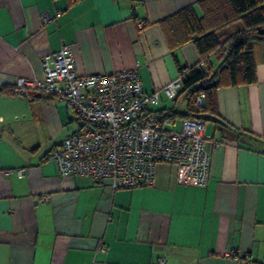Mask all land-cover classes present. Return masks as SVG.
Wrapping results in <instances>:
<instances>
[{"label": "crops", "instance_id": "crops-1", "mask_svg": "<svg viewBox=\"0 0 264 264\" xmlns=\"http://www.w3.org/2000/svg\"><path fill=\"white\" fill-rule=\"evenodd\" d=\"M198 1L0 0V89L42 77L43 57L68 44L81 74L139 66L146 90H160L180 75L160 22ZM177 52L188 68L200 64L193 42ZM254 52L258 80L219 87L215 106L199 111L212 153L206 186L167 162L134 189L63 176L49 155L77 128L69 106L0 91V264H264V40ZM160 98L154 116L190 110L187 97L182 110L181 97Z\"/></svg>", "mask_w": 264, "mask_h": 264}, {"label": "built area", "instance_id": "built-area-1", "mask_svg": "<svg viewBox=\"0 0 264 264\" xmlns=\"http://www.w3.org/2000/svg\"><path fill=\"white\" fill-rule=\"evenodd\" d=\"M52 20L51 14L44 21ZM143 25V24H140ZM43 76L20 77L12 87L15 95L33 98L40 92L48 99L66 103L77 120V128L49 155L63 176L81 174L94 180L109 181L113 191L151 186L161 162L179 166L184 181L206 186L211 176L212 153L209 135L201 116L156 117L152 105L160 94L176 98L183 87V74L160 90H146L139 66L121 71L83 75L77 67L75 50L65 44L42 59ZM205 95L197 97L200 110ZM223 142H216L220 146ZM26 175V168L17 170ZM44 200H49L45 196ZM99 251L106 247L100 242ZM230 257L241 260L240 256ZM247 260L248 256H244ZM161 264H165L162 259Z\"/></svg>", "mask_w": 264, "mask_h": 264}, {"label": "trees", "instance_id": "trees-1", "mask_svg": "<svg viewBox=\"0 0 264 264\" xmlns=\"http://www.w3.org/2000/svg\"><path fill=\"white\" fill-rule=\"evenodd\" d=\"M237 22L239 28L234 29ZM160 26L184 75L177 98L186 94L190 110H171L165 115V110H161L156 117L200 116L199 111L215 106L219 87L258 80L254 44L264 40V0H199L164 18ZM190 42L195 44L201 59L199 65L188 68L181 63L177 51ZM0 91L14 94L13 87ZM202 93L206 97L204 107L196 110L194 99Z\"/></svg>", "mask_w": 264, "mask_h": 264}, {"label": "rangeland", "instance_id": "rangeland-1", "mask_svg": "<svg viewBox=\"0 0 264 264\" xmlns=\"http://www.w3.org/2000/svg\"><path fill=\"white\" fill-rule=\"evenodd\" d=\"M237 26L236 25H234V29L236 28ZM172 103V104H171ZM173 103H174V101H172V102H169L168 104H171V105H173ZM176 103V102H175ZM178 109H180V110H182V109H184L185 108V106H186V97H185V95H182L181 96V98L179 99V103H178Z\"/></svg>", "mask_w": 264, "mask_h": 264}]
</instances>
